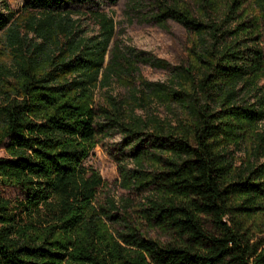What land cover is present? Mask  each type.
Listing matches in <instances>:
<instances>
[{
	"label": "trees",
	"instance_id": "16d2710c",
	"mask_svg": "<svg viewBox=\"0 0 264 264\" xmlns=\"http://www.w3.org/2000/svg\"><path fill=\"white\" fill-rule=\"evenodd\" d=\"M116 1L25 0L19 20L0 0L12 54L0 63V184L23 194L0 193V264H264L250 230L258 216L264 226V0H197L195 11L164 2L151 19L195 35V62L167 81L138 76V63L171 68L165 59L110 50L116 24L101 7ZM136 75L127 96L95 103L98 88ZM112 132L121 187L138 198L98 208L105 180L85 160ZM248 139L253 160L239 167ZM105 218L120 230H104Z\"/></svg>",
	"mask_w": 264,
	"mask_h": 264
},
{
	"label": "rangeland",
	"instance_id": "374dc122",
	"mask_svg": "<svg viewBox=\"0 0 264 264\" xmlns=\"http://www.w3.org/2000/svg\"><path fill=\"white\" fill-rule=\"evenodd\" d=\"M166 1H176L182 7L195 11L197 0H117L114 4L104 3L102 9L109 12L115 21V35L112 40L110 50L118 46L124 52L129 49L143 51L149 55L165 59L170 63L171 68H156L148 64L138 63L139 75L150 81H167L172 73V67L189 66L195 62L193 44L195 35L188 32L179 22L168 18L163 25H159L151 19V16L160 11V6ZM225 1V0H221ZM11 9L16 12V18L22 20L25 14L20 12L25 0H7ZM74 19L80 18V25L87 36L95 35L98 27L88 16L73 15ZM32 36V35H31ZM260 47L264 51V30L259 40ZM8 46L5 31L0 32V63L9 66L12 56ZM109 56H107V60ZM14 83L13 80H11ZM137 75L135 78L124 76L122 79H114L112 85L106 90L98 88L95 93V103L106 104V94L123 98L128 95L133 86H137ZM253 102V100H252ZM162 118L170 116L166 105L158 104L154 109ZM139 113H141L139 111ZM261 129L264 128V121L261 122ZM99 144L85 160L86 165L96 168L105 180V184L98 190L96 205L98 208H108L109 200L115 201L121 208L125 199L138 198L137 195L129 193L121 187L120 174L116 157H120V143L122 135L112 132L107 136H99ZM253 140L243 141L240 149L236 151V164L243 166L249 160H253L252 155ZM7 156L5 144L0 145V158ZM131 167L132 164H129ZM0 193L7 198L15 200L21 198L23 194L17 187L0 184ZM264 220V219H263ZM261 217H255L250 226L251 235L254 242L263 243L264 246V226ZM103 229L108 233L120 230V227L104 219ZM148 237L159 241L170 240L165 232L156 227L144 226Z\"/></svg>",
	"mask_w": 264,
	"mask_h": 264
}]
</instances>
